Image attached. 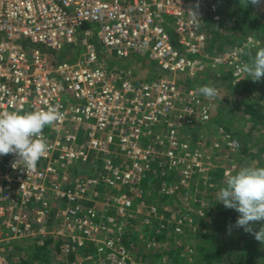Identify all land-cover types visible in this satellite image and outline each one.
<instances>
[{
    "label": "built area",
    "instance_id": "built-area-1",
    "mask_svg": "<svg viewBox=\"0 0 264 264\" xmlns=\"http://www.w3.org/2000/svg\"><path fill=\"white\" fill-rule=\"evenodd\" d=\"M225 1L0 0V112L52 105L64 114L43 131L49 150L34 170L16 165L15 154L0 156V264H9L7 244L37 235L61 241L63 257L93 245L110 264H125L115 230L134 214L167 230L170 213L176 236L197 230L188 210L155 206L146 195L176 198L199 181L212 184V160L201 150L211 139L195 133L212 120L215 99L193 84L215 82L220 67L236 66L233 85L244 78L237 74L242 48L208 51ZM190 8L198 10V24ZM77 48L83 53L75 59ZM112 55L144 60L116 69ZM153 62L161 77L132 76ZM217 134L214 149L230 155L242 148L223 125ZM228 165L225 181L234 170ZM88 172L93 176L81 175Z\"/></svg>",
    "mask_w": 264,
    "mask_h": 264
},
{
    "label": "rangeland",
    "instance_id": "rangeland-1",
    "mask_svg": "<svg viewBox=\"0 0 264 264\" xmlns=\"http://www.w3.org/2000/svg\"><path fill=\"white\" fill-rule=\"evenodd\" d=\"M243 6L249 10L251 16L264 19V2L262 0H260L258 5H253L250 0L248 3L247 0H226L225 5L222 8L224 10L223 25H221L214 34L210 35L208 51L217 55H223L226 51H234L242 48V54L240 55L241 61H243V63H251L258 51V48L253 45L246 47V45H248L249 38H251L254 42L255 40L260 41V46L264 47V37L262 38V36L248 30H246V33H242L235 26L236 16L233 18L228 16V12L230 10H238L240 13L244 12L245 9L242 8ZM92 27L96 31L99 29V27L95 24H93ZM63 52L64 51L61 53ZM71 52L72 53H70V55L76 59V57L83 53V50L77 48L75 51ZM110 58L109 67H114L116 69H128L126 67L136 65V59H141V62L144 60L141 56H135L127 62L117 61L113 55ZM145 59L149 60L148 57ZM141 62L138 63L139 67H143ZM153 64L154 65L151 67L141 68V70L133 68L132 76L139 78H146L147 75L153 78L161 77L163 74L156 67H154L156 66V63L153 62ZM235 67L236 66L218 68L219 77H217L216 81H213V83L205 78L206 80L200 79L193 84L195 89L204 85H212L214 83L217 87H220V93L214 100V105L211 110L212 120L205 122L203 126L198 129L199 135L205 134V137H207L208 140L211 139V141L201 143V150L205 156L212 158L210 163V177L212 184L209 186H203L201 181H196L199 185L196 183L197 187H195V189L182 190V194L180 196L173 200L170 199V204H167L165 200L168 199L165 198L164 195H160L157 190L150 191L146 195V198L149 203L158 207L163 206L166 208L168 207L167 205L177 203V205L173 206L174 209L181 208L184 212H187L186 210H188V214H197V219L194 224L197 227V230L201 231L203 234L207 233V231H205L206 229L201 222L208 221V224L211 222L210 224L212 227L216 226L217 236L224 240L230 241L231 238H235V241L239 243L255 241L253 245L258 249L260 258L264 263V243L257 241L254 235L245 232L243 228L236 227V220H232L236 210L226 209L222 202L217 201V195L222 188L219 181L225 182L224 169L226 166H230L228 165L230 162L234 166L233 175L243 167H264V125L257 122L252 123L247 117H243L241 114L235 113L234 109H229V103H233V106H235L234 108H236L242 101H246L247 103L261 104L262 114H264V77H262L259 81L253 82L250 79L251 77L244 74V78L241 80V83L233 85L236 81V79L232 77ZM218 117L224 118V121L227 122V125L233 133L229 132L231 136L238 138L242 143V148L247 149V152H242L241 148L237 153L229 155L227 151L214 149L213 142L215 140H219L220 137L219 134H217L218 126L221 125L218 122ZM48 127L49 126H45V128ZM45 128L43 131H46ZM81 175L88 177L93 176L90 172L82 173ZM214 180H217V182H214ZM217 184H219L218 188H216ZM106 191H101V193ZM179 209H177V211H179ZM199 217L200 219L198 220ZM163 220H165V224L168 222L170 225L168 224L169 228L167 230L164 229L163 232H160L159 228L162 222L159 223L158 221L153 220L150 224H145L143 217L135 214L132 218H124L121 225L122 230H115L114 237L116 239V244L126 250L125 256L121 257L117 255L119 257V261L124 262L125 264H158L157 260L153 259L151 255L154 256L157 251H168L174 246L176 247L184 244L185 241L183 240V236L186 235V232L182 236H176L175 239L171 238L170 233H172V226H174V222H171L173 220L171 214L166 212ZM252 226L254 231H259L260 227L264 226V221L255 222ZM128 231H131V234L128 235ZM191 233L194 234L195 232L192 231ZM160 234H165V239L158 238ZM123 238L127 239V241L130 242V248L136 251H129L126 249L121 243ZM43 242L44 239L42 238L41 244H43ZM21 243L24 242L11 243L10 245H12L13 248L11 247L7 249L10 255L12 252H15L13 256H8L9 264L18 263V261L21 260L20 252H18V250L14 247L23 245ZM184 247L188 249V244L185 243ZM95 248L96 247L93 245L84 247L82 250L77 252V256L74 260L77 264H110L112 259L111 256L109 259V255H106L104 252L99 253L98 249ZM144 248L151 250V255H149L151 257L148 256V259L141 261L134 253L138 252V249L141 251ZM240 257L245 258V253H241ZM50 258L52 260L51 264H57L58 262L62 263L66 260L61 254L57 255L53 252L51 253ZM166 260L167 258L162 256L161 264H165ZM228 262L229 261H227V263ZM190 264L195 263L190 261Z\"/></svg>",
    "mask_w": 264,
    "mask_h": 264
},
{
    "label": "clouds",
    "instance_id": "clouds-1",
    "mask_svg": "<svg viewBox=\"0 0 264 264\" xmlns=\"http://www.w3.org/2000/svg\"><path fill=\"white\" fill-rule=\"evenodd\" d=\"M250 2L258 5L260 0ZM187 12L194 24L201 21L198 10L190 8ZM260 43L249 38L246 47L253 45L258 51L252 62L242 64L237 72L251 77L253 82L264 77V47ZM196 93L208 100L218 97V90L212 85L198 87ZM63 118L64 114L52 105L46 110L0 112V156L15 154L18 157L16 165H22L26 171L34 170L49 150L43 129ZM217 201L222 202L226 209H235L240 214L236 227L243 228L245 232L254 235L257 241L264 243V226L259 231H254L252 226L255 222L264 221V167H243L234 175L227 174L225 186L220 189Z\"/></svg>",
    "mask_w": 264,
    "mask_h": 264
},
{
    "label": "trees",
    "instance_id": "trees-1",
    "mask_svg": "<svg viewBox=\"0 0 264 264\" xmlns=\"http://www.w3.org/2000/svg\"><path fill=\"white\" fill-rule=\"evenodd\" d=\"M262 1L264 2V0ZM242 8L245 9L244 12L240 13L238 10H230L228 12V16L230 18L236 16L235 26L242 33H246V30H248L252 33L262 36L263 38L264 19H261L256 16H251L247 8H245L244 6ZM216 31H212V34H214ZM229 106L230 110L234 109L235 113L241 114L243 117H247L252 123L257 122L259 124L264 125V114H262L261 104L249 102L247 103L246 101H242L236 108H234L235 106H233V103H229ZM217 119L218 122L224 126L227 132L232 133L230 127L227 125V122L224 121V118L218 117ZM247 151V149L242 148V152ZM74 172L78 174L77 170L75 169ZM214 182H217V180H214ZM219 182L221 187L225 186V182ZM218 186L219 184L216 185V188H218ZM165 198L169 200L168 201L164 199L167 204H170V199H175L173 197L167 196H165ZM175 205H177V203L167 206L169 208H172ZM190 215L194 218L195 222V220L197 219V214ZM239 215L240 214L236 211L232 220H237ZM199 219L200 217L198 218V220ZM201 223L206 229L205 231H207V233L203 234L201 231L197 230L193 234L191 233V230H187L186 235L183 236V240L185 241V243L188 244V249L184 247V243L181 246H174L168 251H157L154 256L151 255V250H147V248H144L141 251L138 249V252H135L134 254L141 261H145L146 259H148L147 257L151 255L153 259L157 260L158 264L162 263V256H165L167 258L165 264H190V261L195 264H264L260 258L258 249L253 245L255 241L239 243L235 241V238H231L230 241H227L217 236L216 226L212 227L210 224L211 222L208 224V221H202ZM160 232H163V230H160ZM127 234H131V231H128ZM170 235L172 239L176 238V235L174 234L173 230ZM165 236V234H160L158 238L165 239ZM42 238L44 239L43 244H41ZM14 242H24L21 243L23 244L21 246H14L15 249L18 250V252H20L21 254V260L18 261V263L14 264H51L52 260L50 258V255L52 252L57 255H62V251L60 248L61 241H57L50 236L37 235L33 237L14 240L7 244L6 258L8 261V256H13L15 252H12V254L10 255L7 249L11 247L13 248V246L10 244ZM121 243L129 251H136L130 248V242H128L127 239L123 238ZM241 253H245V258L240 257ZM65 259L66 260L64 262H58L57 264H70L75 259L74 253L69 254L67 257H65ZM227 261L229 262L227 263Z\"/></svg>",
    "mask_w": 264,
    "mask_h": 264
},
{
    "label": "crops",
    "instance_id": "crops-1",
    "mask_svg": "<svg viewBox=\"0 0 264 264\" xmlns=\"http://www.w3.org/2000/svg\"><path fill=\"white\" fill-rule=\"evenodd\" d=\"M141 70V69H140ZM195 134H198V133H195ZM211 160H212V158H211Z\"/></svg>",
    "mask_w": 264,
    "mask_h": 264
}]
</instances>
